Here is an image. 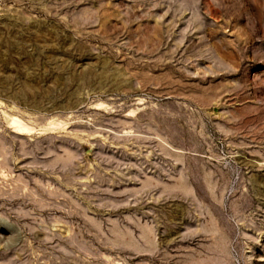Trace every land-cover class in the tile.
Masks as SVG:
<instances>
[{
  "label": "rangeland",
  "instance_id": "rangeland-1",
  "mask_svg": "<svg viewBox=\"0 0 264 264\" xmlns=\"http://www.w3.org/2000/svg\"><path fill=\"white\" fill-rule=\"evenodd\" d=\"M0 264H264V0H0Z\"/></svg>",
  "mask_w": 264,
  "mask_h": 264
}]
</instances>
